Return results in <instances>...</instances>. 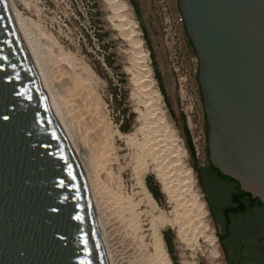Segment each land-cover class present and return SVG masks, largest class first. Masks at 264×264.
Masks as SVG:
<instances>
[{"label":"rangeland","instance_id":"rangeland-1","mask_svg":"<svg viewBox=\"0 0 264 264\" xmlns=\"http://www.w3.org/2000/svg\"><path fill=\"white\" fill-rule=\"evenodd\" d=\"M12 2L26 21L24 29L31 34L29 36L26 32V36L31 37L34 58L37 57L41 70L52 83L49 85L61 111L67 114L64 122L67 120V124L72 120V136L85 165L82 166L100 189L96 202L100 199L97 204L108 208L111 219L115 215L112 221L128 244L122 246L119 241L113 245L112 262L161 264L156 256L152 227L153 218L165 215L166 223L158 226L172 264L173 258L176 264H225L215 224L199 184L197 170L205 169L208 164L206 116L198 82L199 62L187 35L178 0H136L140 19L130 0ZM135 32L140 34L135 35ZM136 39L142 40V50L149 54L155 85L160 91L147 40L154 53L168 98L167 103L160 91L161 109L175 131L178 144L185 150L181 159L191 169L194 185H189L190 182L184 184L187 181L180 174L184 181L182 185L175 187L179 179L173 178L176 180L173 181L175 190H168L157 172L162 164L159 166L143 151L144 134L139 129L144 122L140 116L156 107L157 102L149 96L152 89L145 87L144 82L141 87V83H136L141 82L136 77L141 73L138 63L142 61ZM185 124L192 137L195 157L186 143ZM125 125L129 126L127 132L122 131ZM109 130L117 132L113 137L115 142L106 138ZM142 151L146 157L142 156ZM104 159H109L111 164ZM174 163L176 166V160ZM140 174L146 187V177L149 176L160 188L162 196L155 200L158 210L154 213L143 195ZM166 231L172 242V255L164 239Z\"/></svg>","mask_w":264,"mask_h":264},{"label":"water","instance_id":"water-1","mask_svg":"<svg viewBox=\"0 0 264 264\" xmlns=\"http://www.w3.org/2000/svg\"><path fill=\"white\" fill-rule=\"evenodd\" d=\"M208 159L264 203V0H178ZM0 264H109L91 199L0 0Z\"/></svg>","mask_w":264,"mask_h":264},{"label":"bare ground","instance_id":"bare-ground-1","mask_svg":"<svg viewBox=\"0 0 264 264\" xmlns=\"http://www.w3.org/2000/svg\"><path fill=\"white\" fill-rule=\"evenodd\" d=\"M6 3L9 7V10L11 12V15H12V18L15 22V25L17 27V30L19 32V35L21 37V40L23 42V45H24V48L26 50V53L29 57V60L33 66V68L35 69V72L39 78V81L46 93V97H47V101H48V104L51 108V111L53 112L58 124H59V127L61 129V132L70 148V151H71V154H72V157L75 161V164L85 182V185L87 187V190H88V193H89V196H90V199H91V203H92V207H93V211H94V215H95V220H96V224H97V227H98V230H99V234H100V237H101V241H102V244H103V247H104V250H105V253H106V256H107V260H108V263L109 264H114L112 262V247L113 245H115V243L121 241L122 243V246H127V242L125 241V239L121 236L122 234H120L116 229L115 226L116 223H113L112 219L114 218L115 219V215L113 216V218L111 219L110 215L108 214L107 210L108 208H105L104 209V206H100L97 204V202L100 200L98 199V201L96 202V199L97 197L99 196V188L97 187V184H94V181L95 180H91L90 177L87 176L86 174V168L84 167L85 165L82 164L83 161H82V157L80 156V154H78V147L76 146V142L72 136V131H71V125L70 123L72 122H68L67 124L65 122H67V120H65L64 122V116L67 115V114H64L62 111H61V108L60 106L58 105V103L56 101L58 100H55L56 98L54 97L55 94L53 93V90H52V87L49 85V84H52L50 83V80H47L45 74L43 73L44 70H41L40 68V65L38 64V62L36 61L35 57L34 58V55L33 53L35 52H32V49H33V45H31V41H29V39L31 37H27L26 34L27 33L25 32V29L24 27L26 26V21L24 19V17L21 15V13L18 11V9L16 8V6L14 5V3L12 2V0H6ZM123 7V5H121ZM120 6V7H121ZM119 17V16H118ZM132 22V21H131ZM134 24V26H137L135 25L136 23L133 21L132 22ZM127 26V25H126ZM130 32V31H129ZM132 32V31H131ZM29 34V33H28ZM132 34V33H131ZM140 34L139 32H135V35H138ZM31 34H29L30 36ZM31 40V39H30ZM135 43H136V46L137 48L139 49V54H140V57L139 59H142V61L140 60L141 63H138L141 65V73L138 74L139 77H136L137 78V81H141V82H136V83H141L139 84V86L142 84L145 83V87L149 88V89H152L149 93H151L152 95H149V94H146V95H149L151 97L152 100H155V102H157V106L154 107L152 110L142 114L140 117L141 119L143 120V125H140V129H139V132L144 134V139H143V142L144 146H142L144 148L143 151H145V153L147 152V155H151L153 159H155L157 161V164L160 166L162 164V167L160 166L158 169L159 171L158 174L159 176L163 179V182H164V187H166L168 190H173L174 189V185H173V181H176L174 180L173 178H178L179 179V182H181V184H178L179 182H176L177 184L175 185V187L177 185H182V183L184 182L182 179L184 178L185 181L187 182H184L185 183H189V185H194V177H193V173L191 171V169L187 168L185 166V164L183 163L182 161V157L183 154H185V150L181 148V146L178 144V138L176 137L175 135V131L171 128V126L169 125V123L167 122V118H166V115H165V112L164 110H162V96H161V93L160 91L157 89L156 85H155V79L153 78V73H152V68L150 66V63H149V58H148V53L146 51H143L142 50V40L141 39H136L135 40ZM33 44V43H32ZM37 51V50H36ZM139 56V55H138ZM39 57V56H38ZM39 60V59H37ZM137 62V61H136ZM54 63V62H53ZM41 64V63H40ZM137 65V64H136ZM56 66V65H55ZM50 67V66H49ZM48 68V67H47ZM49 69V68H48ZM47 70V69H46ZM57 70V69H56ZM45 72V71H44ZM48 72V71H47ZM60 72V71H59ZM54 74V73H53ZM61 74V73H60ZM63 75V74H62ZM49 78V77H48ZM68 79V78H66ZM52 80V79H51ZM57 80V79H56ZM49 81V82H48ZM144 82V83H143ZM58 85V84H57ZM136 85V84H135ZM138 85V84H137ZM140 86V87H141ZM143 89L144 86L142 87ZM71 89V88H70ZM84 90V89H83ZM68 92V91H67ZM147 93V92H146ZM135 94V93H134ZM76 95V94H75ZM148 96V97H149ZM65 97V96H64ZM68 98V97H67ZM70 98V97H69ZM76 98V97H75ZM73 101H74V98H72ZM78 99V98H77ZM65 100V99H64ZM72 102V101H71ZM78 102V101H77ZM149 102H151L149 100ZM61 103V102H60ZM79 103V102H78ZM165 105V104H164ZM67 106V105H66ZM64 107V106H62ZM63 109V108H62ZM150 109V108H149ZM64 110V109H63ZM87 110V109H85ZM83 111V110H82ZM140 111V110H139ZM147 111V110H146ZM73 118V117H71ZM139 120V119H138ZM75 121V120H74ZM104 127V126H102ZM98 128V127H97ZM106 128V127H105ZM106 132V131H105ZM110 130L108 132H106V135L107 137L106 138H109L110 141L113 140V137L114 135L117 134L116 131L114 132H110ZM102 133V132H101ZM119 133V132H118ZM121 136V135H119ZM96 139V138H95ZM103 139V137H102ZM116 139H114L113 141L115 142ZM127 142H130L129 140ZM99 143V142H98ZM104 144V141L102 142ZM111 142H109L110 144ZM113 143V142H112ZM111 143V144H112ZM134 143V142H133ZM142 143V142H141ZM109 144H106V145H109ZM100 145V144H99ZM106 145L104 147H106ZM115 145V144H114ZM132 145V144H131ZM112 146V145H111ZM136 146V145H134ZM138 146V145H137ZM95 147V146H94ZM109 147V146H108ZM115 147V146H114ZM141 147V148H142ZM81 148V146H80ZM83 148V146H82ZM132 148V147H131ZM117 151V150H116ZM143 151L141 152L142 153V156L146 157L145 156V153L143 154ZM118 152V151H117ZM85 153V151H84ZM99 154V153H98ZM175 154V155H174ZM170 155H174V158L176 160V167L174 164V161L173 159L174 158H169L171 157ZM141 156V155H140ZM114 157V156H113ZM116 157V156H115ZM143 158V157H142ZM177 158V159H176ZM116 159V158H115ZM172 159V161H171ZM110 160H112L110 158ZM109 159L107 161H104L105 162H108V164H111V161ZM143 160V159H142ZM141 160V161H142ZM145 160V159H144ZM146 161V160H145ZM85 162V161H84ZM98 162V161H97ZM147 163V162H146ZM103 164V163H102ZM139 164V163H138ZM143 164V163H142ZM145 164V163H144ZM84 165V166H82ZM106 165V163H105ZM104 165V166H105ZM106 166H110V165H106ZM136 166V165H135ZM176 169H175V167ZM144 168V166H143ZM146 168V167H145ZM106 169V168H105ZM174 169V170H173ZM101 170V169H100ZM104 170V169H103ZM173 171V172H172ZM104 172V171H103ZM92 173V172H91ZM142 174V173H141ZM140 174V177H139V182H140V185H141V189H142V192H143V195L144 197L146 198L147 200V205L151 208V212L154 213L158 210V206H157V203L153 197V195L150 193V191L147 189L146 185H145V182H144V179H143V176ZM182 175V179H181V176L179 177V175ZM89 175V174H88ZM92 175V174H91ZM90 176V175H89ZM96 176V175H95ZM94 176V177H95ZM139 176V175H138ZM93 179V178H92ZM96 179V178H95ZM138 181V180H137ZM183 181V182H182ZM138 182V183H139ZM175 183V182H174ZM183 184V185H184ZM180 187V186H179ZM175 190V189H174ZM184 191V190H183ZM108 194V193H106ZM180 194V193H179ZM103 195V194H102ZM101 197V196H100ZM173 197V196H172ZM99 198V197H98ZM103 199V198H102ZM180 200V199H179ZM102 202V201H101ZM112 203V202H111ZM101 204V203H100ZM104 205V204H102ZM106 205V204H105ZM120 205V204H119ZM190 205V204H189ZM109 207V205H108ZM113 207V206H112ZM116 208V207H115ZM113 209V208H112ZM116 211V210H115ZM114 211V212H115ZM111 212V211H110ZM201 212V211H200ZM133 214V213H132ZM117 215V214H116ZM121 215V214H120ZM122 216V215H121ZM129 216L132 217V215L130 214ZM135 216V214H134ZM133 216V217H134ZM141 216V215H140ZM130 217V218H131ZM160 218H153V223L154 226L152 227L153 228V236H154V239H155V243H154V246H155V251H156V256L157 258L160 260V263L161 264H172L171 262V259L168 255V252L165 248V244H164V241H163V238H162V234H161V230H160V226L159 225H163L166 223V219L165 218V215L164 217H161L159 216ZM118 218V217H117ZM127 218V217H126ZM128 218V219H130ZM187 219V218H186ZM138 220V219H137ZM119 221V219H118ZM122 221H125V219L123 220L122 218ZM131 222H133L132 220H130ZM129 221V223H130ZM139 221V220H138ZM158 221V222H156ZM117 222V221H116ZM121 223V222H120ZM120 223L118 225H120ZM136 223V222H135ZM126 224V223H124ZM140 224V223H138ZM157 224V225H156ZM122 225V224H121ZM128 225V224H127ZM130 225V224H129ZM184 225V224H183ZM126 226V225H125ZM134 226V225H133ZM136 226V224H135ZM127 227V226H126ZM186 227V226H185ZM121 228V227H119ZM124 228V227H123ZM191 228V227H190ZM114 229V230H113ZM122 229V228H121ZM117 230V231H116ZM127 230V229H126ZM124 230V231H126ZM121 231V230H120ZM123 231V230H122ZM184 231V230H182ZM118 232V233H117ZM130 232V231H129ZM191 233V232H190ZM125 234V233H123ZM188 234V233H187ZM186 234V235H187ZM188 236V235H187ZM186 236V237H187ZM185 237V238H186ZM123 238V239H122ZM128 240V239H127ZM129 243V242H128ZM130 244V243H129ZM116 251L113 253L115 254ZM153 257V256H152ZM151 258V257H150ZM134 259V258H133Z\"/></svg>","mask_w":264,"mask_h":264},{"label":"flooded vegetation","instance_id":"flooded-vegetation-1","mask_svg":"<svg viewBox=\"0 0 264 264\" xmlns=\"http://www.w3.org/2000/svg\"><path fill=\"white\" fill-rule=\"evenodd\" d=\"M207 163L205 169L197 170L199 184L225 264H264V203L243 194L237 182L221 176L209 162L208 149Z\"/></svg>","mask_w":264,"mask_h":264},{"label":"trees","instance_id":"trees-1","mask_svg":"<svg viewBox=\"0 0 264 264\" xmlns=\"http://www.w3.org/2000/svg\"><path fill=\"white\" fill-rule=\"evenodd\" d=\"M130 2L132 3V5L134 7L136 16L140 19L141 18V12H140V7H139L138 3L136 2V0H130ZM147 43H148L149 49L151 51V54L150 55H151V59H152V65H153L155 77L157 79V82H158L160 91L163 94L166 102L168 103V98L166 96V91H165V88H164V85H163V82H162L161 74H160V72L158 70V67H157V63H156V60H155L154 53H153V51H152V49L150 47V44H149L148 40H147ZM131 116H133V115H131ZM128 130H129V126L128 125H125L124 127H122V131L123 132H127ZM183 132H184L185 137H186V143H187L188 149H189L191 155L193 157H195L196 153H195L194 145H193V142H192V137L190 135V131H189V129H188V127H187L186 124L183 126ZM220 175L221 176H224L221 173H220ZM224 177H226V176H224ZM146 183H147V187H148L149 191L151 192V194L153 195V197L155 198V200H159L160 197L162 196V194L160 192V188L154 182V179L152 177H149L148 176V177H146ZM243 194H245V193H243ZM246 195H248V194H246ZM163 235H164L165 242L167 244L168 251L172 255L173 247H172L171 239L169 237V232L166 231V232L163 233ZM173 262H174V264H176L174 258H173Z\"/></svg>","mask_w":264,"mask_h":264}]
</instances>
